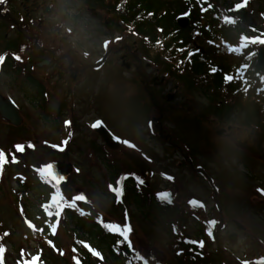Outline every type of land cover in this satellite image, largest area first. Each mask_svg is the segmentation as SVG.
I'll return each mask as SVG.
<instances>
[{"label":"rangeland","instance_id":"rangeland-1","mask_svg":"<svg viewBox=\"0 0 264 264\" xmlns=\"http://www.w3.org/2000/svg\"><path fill=\"white\" fill-rule=\"evenodd\" d=\"M223 1L229 4L239 0ZM21 3L15 5L24 7ZM32 4L29 3L24 9L18 10H36L45 19V10L52 4V15L46 18L45 22L51 19L59 22L63 17L72 19L71 40L77 45L76 63L84 57L86 51L93 52V59L102 56V40L121 36L118 21L108 6L100 8V5L95 3L86 7L68 0H47L41 3L42 7L38 10L36 7L32 8ZM227 7H230V4ZM7 9L13 12L10 7ZM53 15L55 17H52ZM77 17L78 19H73ZM253 19L255 26H259V31L264 32L261 19L256 15H253ZM63 21L68 22L66 19ZM248 23L249 21H246L243 25ZM9 26L8 23V28ZM9 32L14 38L13 30ZM7 34L0 28V52H5L7 47ZM130 53H133L130 46H123L117 53L118 56L111 55L112 59H109L110 62L103 71H89L85 76H80L79 83L73 84L78 87V97L76 90V97L68 94L71 92V83L75 82L74 78L66 74L65 78L60 79V73L57 74L60 69L56 68V85H48L47 103L45 105L41 102V106H37V100H41L37 86H29L24 82L25 76L34 73L27 58L24 61V76L15 75L16 82L14 70L7 69L0 74V95L13 97L23 110V122L19 129L10 130L11 127L8 129L0 122V141L7 144L19 142L28 147L34 138L32 144L41 146H33L32 149L42 156L34 161V153L28 150L30 157L26 154V159L24 157L23 160V154L14 149L7 150L11 160L7 164L5 174L0 176V243L4 247L7 264H80L72 256L73 235L63 225H59L54 231L55 238L50 247H37L42 237V229L38 224H33L28 216L38 212L42 199L36 190L23 194L25 199H18L15 194L17 178L20 175V180L24 181L21 174L27 167L23 165L24 167L19 169L16 168L17 164H56L60 160L72 163L73 180L67 184V191L71 196L74 191L73 196L84 192L89 201L83 204L85 212L99 213L98 216L101 215L104 221L108 219L122 226V212L117 208L119 205L116 204L113 193L108 190V185L118 187L120 181L115 185L114 180L120 175L119 164L125 157L120 152H114V160L118 162L114 165L115 171L110 170V163L100 148L103 146L102 139L95 135L89 125L94 118L102 119L108 130L117 137L130 141L132 146L127 147L151 157L147 158L155 174L146 185L152 190V196L162 189L159 195L174 200L175 205L185 213L184 224L187 225L188 237L200 238L197 236L198 228L194 225V219L188 215L191 211L203 218L211 217L212 221L209 222L207 230L214 233L217 229L223 249L234 253L237 258H245L246 263L264 264V135L249 126L250 111L242 107L224 112L216 111L198 91L186 90L176 84L174 79H167L162 83V69L147 76L145 71L150 66L140 60L138 51H135L136 56H130ZM41 60L42 57L36 58V62ZM122 60L129 69L126 70L120 65ZM70 74L76 75L73 72ZM28 96L35 104L27 103L25 98ZM158 110L162 111L161 116ZM55 112L58 120L73 114L74 125L70 128L60 127L59 121L54 122ZM155 119L160 120H157L154 137L150 126ZM222 129L225 132H222ZM158 133L161 136L158 137ZM72 139H76L75 143L73 146V142L71 143L64 156L50 153L49 148L42 145V140L50 141L51 144H61L66 140L68 144ZM239 142H248L255 152L249 153ZM187 155L194 161L195 167H203L222 187L217 196L221 213L216 208L217 199L210 183L197 172H193L187 162H182L188 158ZM13 156L15 160L19 159L17 163H12ZM241 171L246 174L249 171L252 176ZM258 188L260 191L257 193ZM163 189L168 191L166 196ZM20 205L30 208L28 216L21 210ZM127 207L131 212V231L128 235L131 247L149 264H183V259L177 251L181 248L174 246L169 233L168 228L172 221L162 217L154 221L153 218L144 216L138 205L129 204ZM220 214L230 223L226 221L220 225ZM235 219L241 220L242 229L238 230L232 223ZM32 220L38 222L35 217H32ZM70 229L80 231L75 223L70 224ZM31 230L37 231V234H32ZM85 237L92 241L88 235ZM92 243L94 244L93 241ZM100 247L104 250L100 248V256L95 255L99 264H118L107 247ZM213 250L214 247H211L206 251L207 256ZM23 259L29 261L22 263Z\"/></svg>","mask_w":264,"mask_h":264},{"label":"trees","instance_id":"trees-1","mask_svg":"<svg viewBox=\"0 0 264 264\" xmlns=\"http://www.w3.org/2000/svg\"><path fill=\"white\" fill-rule=\"evenodd\" d=\"M117 3L122 4L120 17L127 23L135 21L140 31L151 36L153 43L158 38H161L160 41L164 45L169 41L165 45L167 52L171 45L183 48L186 51L184 53L200 49L199 53L186 60L187 69L184 72L186 75L179 76V79L191 83H193L192 78L193 80L195 78V81L201 80V90L220 105L227 104L231 100L239 102L241 107L248 105L245 109L250 111V123L264 129V93L256 92L255 87H252L254 81L258 83L255 74L264 72V51L259 52L254 65L250 66L251 69L248 71L250 81L246 86L241 87V82L235 78L227 82L223 75L233 71L243 57L234 58L226 54V49L238 42L239 30L221 23L222 15L216 10V5L208 8L204 14H200L198 8L191 11L190 22L183 27L177 21V15L194 8L195 0H117ZM199 43L205 48L198 46ZM182 58L186 59V54ZM211 70H214V73ZM256 88H259V84ZM181 245L186 249L185 254H189L188 246L182 243ZM185 259L188 260L187 257ZM195 259V261L191 259L192 264H208L206 260ZM85 264L91 263L88 261Z\"/></svg>","mask_w":264,"mask_h":264},{"label":"snow or ice","instance_id":"snow-or-ice-1","mask_svg":"<svg viewBox=\"0 0 264 264\" xmlns=\"http://www.w3.org/2000/svg\"><path fill=\"white\" fill-rule=\"evenodd\" d=\"M2 2H3V0H0V3H2ZM246 4H247V0H241L240 3H237L235 5V9L238 10L239 8H241L243 6H246ZM224 21L228 22V23H234L235 22V18L234 17H224ZM262 36H264V34H262ZM116 39L118 40L120 38L117 37ZM245 39L249 40L252 43H256V42L264 43V39H262V38H257V37L246 38L245 37ZM157 43H159V41H157ZM107 44H108V41L105 42V47H107ZM190 55H191V53H190ZM14 58L17 59V60L20 59V57L16 56V55H14ZM4 59H5L4 56H0V62H3ZM211 71L214 73V70H211ZM224 79L226 81H231L233 79V77L231 75L225 74ZM69 123H70L69 121H65L66 126ZM102 126H103V122L101 120H99V119L96 120L92 124L93 128L102 127ZM69 135H71V134H69ZM117 139H118L119 142L124 143L126 146H132L130 141L123 140V139H121L119 137H117ZM66 144H67V141L65 140V141H62L61 144H59V145L53 144V145H51V147H53L54 149H56L58 151H63V148H64V146ZM15 147H16L17 151H22L24 149V145H21V144H17ZM28 147H33V145L30 143L28 145ZM13 161H15V156H13ZM5 162H6L5 153L3 151H0V167H2V165ZM76 171L78 172L79 169H77ZM40 172H41L42 176L47 180V182L52 183V184H56L57 186H59L60 183L65 180V176L60 174L59 171L56 168V165L54 163H51V162L48 163V164L42 165L41 168H40ZM108 190L111 191L115 195V197H116V199L118 201L120 200V198H121V196L123 194L121 188L114 187L112 184H109L108 185ZM76 201H81L83 203H89L88 197H87V195L84 192H80L79 194L73 196L71 201H65L62 195H61V198H60L58 203L55 202V200L53 201L56 204L55 215H56L57 221H59L60 212L62 211V206H70V207L75 208L76 207ZM81 214L83 215L84 213L81 212ZM101 223H103V222L101 221ZM103 226L108 228V229H110V230L113 229V228L114 229H118L117 234L120 235L123 238V242H128V234L130 233L131 228H130V226L127 223H125L122 226L118 225V224L107 223V224H104ZM208 235L209 236L212 235L210 231L208 232ZM188 242L195 243L199 247L203 246V241H199V242H197V241H188ZM49 243H51V242L49 241ZM80 243L84 244L85 247H88L89 250L92 251L94 255H96L98 257L100 256V252H98L95 249L91 248V246L88 245L87 242L80 241ZM130 245L131 244L129 242V246ZM3 251H4L3 245H0V254H2ZM73 251H75V249H73ZM74 259H75V257H74Z\"/></svg>","mask_w":264,"mask_h":264},{"label":"water","instance_id":"water-1","mask_svg":"<svg viewBox=\"0 0 264 264\" xmlns=\"http://www.w3.org/2000/svg\"><path fill=\"white\" fill-rule=\"evenodd\" d=\"M0 111H1L2 116L5 117L6 119L10 120L11 122L17 123L19 121L17 111L13 107H11L9 105H5V106H3V108H0ZM102 134H103L106 142L111 145L110 138L104 132H102Z\"/></svg>","mask_w":264,"mask_h":264}]
</instances>
